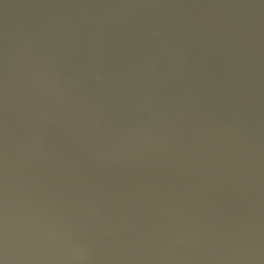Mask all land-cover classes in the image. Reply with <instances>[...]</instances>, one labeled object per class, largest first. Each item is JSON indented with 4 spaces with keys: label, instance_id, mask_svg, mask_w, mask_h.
Here are the masks:
<instances>
[{
    "label": "clouds",
    "instance_id": "obj_1",
    "mask_svg": "<svg viewBox=\"0 0 264 264\" xmlns=\"http://www.w3.org/2000/svg\"><path fill=\"white\" fill-rule=\"evenodd\" d=\"M0 264H264V0H0Z\"/></svg>",
    "mask_w": 264,
    "mask_h": 264
}]
</instances>
